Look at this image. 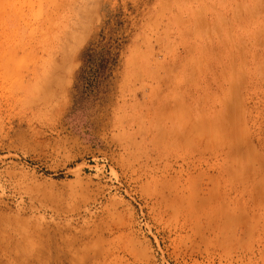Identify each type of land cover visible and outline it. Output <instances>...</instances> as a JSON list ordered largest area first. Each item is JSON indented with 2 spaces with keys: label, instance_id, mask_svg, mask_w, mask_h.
<instances>
[{
  "label": "rangeland",
  "instance_id": "374dc122",
  "mask_svg": "<svg viewBox=\"0 0 264 264\" xmlns=\"http://www.w3.org/2000/svg\"><path fill=\"white\" fill-rule=\"evenodd\" d=\"M0 264H264V0H0Z\"/></svg>",
  "mask_w": 264,
  "mask_h": 264
},
{
  "label": "trees",
  "instance_id": "16d2710c",
  "mask_svg": "<svg viewBox=\"0 0 264 264\" xmlns=\"http://www.w3.org/2000/svg\"><path fill=\"white\" fill-rule=\"evenodd\" d=\"M107 53H108V54L110 53V52H109V50H108V52H107ZM108 59H109V57H107V58L105 59V61H107Z\"/></svg>",
  "mask_w": 264,
  "mask_h": 264
}]
</instances>
